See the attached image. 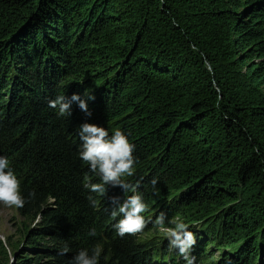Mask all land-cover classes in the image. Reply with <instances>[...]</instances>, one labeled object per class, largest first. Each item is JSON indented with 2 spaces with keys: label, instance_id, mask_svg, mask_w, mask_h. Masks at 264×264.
<instances>
[{
  "label": "trees",
  "instance_id": "trees-1",
  "mask_svg": "<svg viewBox=\"0 0 264 264\" xmlns=\"http://www.w3.org/2000/svg\"><path fill=\"white\" fill-rule=\"evenodd\" d=\"M86 89L90 118L48 107ZM86 119L130 134L126 179L147 203L212 225L192 230L197 246L264 264V0H0V155L36 193L18 208L29 251L11 264H69L96 245L100 264H180L165 242L116 235L122 189L84 188L85 175L99 182L77 155Z\"/></svg>",
  "mask_w": 264,
  "mask_h": 264
},
{
  "label": "clouds",
  "instance_id": "clouds-1",
  "mask_svg": "<svg viewBox=\"0 0 264 264\" xmlns=\"http://www.w3.org/2000/svg\"><path fill=\"white\" fill-rule=\"evenodd\" d=\"M94 99L95 96L86 89L83 98L79 93H74L71 97L57 95L48 101V107L55 109L59 117H66L72 116L75 104L86 118H90L93 113L89 108V101ZM78 136V158L99 180L93 183L91 178L85 175L84 188L98 197L105 196L109 187H119L125 193L124 197H110V216L116 221L113 225L116 235L135 236L143 233L146 226L152 223L166 238L169 251L177 252L185 264H196L197 258L193 255V250L197 237L189 225L180 217L169 219L164 212H160L153 221L149 214V205L143 193L138 190L140 182L133 184L126 179L135 175L139 163L134 155L136 145L130 140V134L121 129H113L110 132L105 126L88 122L86 119L78 127ZM157 183L156 178L151 180L153 188ZM35 195L34 191L27 195L22 192L21 180L11 167L10 159L0 155V203L23 208ZM87 199L92 207L99 208L100 201L96 197L89 195ZM90 234L95 235V229ZM70 251L71 248L65 244L60 254L66 255ZM102 252L100 245L91 249L82 248L72 256L69 264H100ZM227 264H230V261Z\"/></svg>",
  "mask_w": 264,
  "mask_h": 264
},
{
  "label": "rangeland",
  "instance_id": "rangeland-1",
  "mask_svg": "<svg viewBox=\"0 0 264 264\" xmlns=\"http://www.w3.org/2000/svg\"><path fill=\"white\" fill-rule=\"evenodd\" d=\"M148 205L150 208L149 214L152 216L153 221L160 212L166 213L169 219L181 217L170 211L168 208L163 207L161 201L155 199L154 196H152L151 202H149ZM181 219H183L185 223H190V230L196 232L213 230L212 225L209 222H192L190 217ZM27 224L21 217L18 208L9 207L0 203V264H11L12 262H15L18 258L17 254L22 249V254L29 251L28 248H25L24 246L27 238ZM35 224L36 222L33 225ZM138 237L140 241L151 245H160L163 242L167 243L166 238L152 223L148 224L143 233L138 234ZM196 248L198 249L197 253L193 250V255L197 258L196 264H220V262H222L221 257H223L225 248H223V245L219 246L214 240H204L198 244V246L195 245L194 249ZM227 250L233 252L234 247L227 248ZM177 261L180 262V264H185L182 258H177ZM247 263L249 264L248 261H245V264Z\"/></svg>",
  "mask_w": 264,
  "mask_h": 264
}]
</instances>
